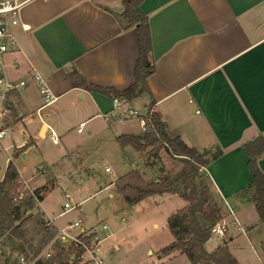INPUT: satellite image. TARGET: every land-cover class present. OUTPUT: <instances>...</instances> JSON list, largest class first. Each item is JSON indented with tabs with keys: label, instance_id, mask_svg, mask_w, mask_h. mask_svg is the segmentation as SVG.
Here are the masks:
<instances>
[{
	"label": "crops",
	"instance_id": "crops-1",
	"mask_svg": "<svg viewBox=\"0 0 264 264\" xmlns=\"http://www.w3.org/2000/svg\"><path fill=\"white\" fill-rule=\"evenodd\" d=\"M122 1L26 0L20 22L28 27L17 25L12 29L16 44L2 56L0 74L13 82L24 80L25 84L3 98L0 83V105L5 109L1 128L20 138L17 144L12 139V156L0 180L9 160L25 158L28 147L35 145L31 136L35 126L39 137H50L54 131L68 144L65 151L74 154L72 158L65 155L68 172L91 170L97 155L79 146L100 140L109 153H122L131 166L138 163L146 174L149 166L139 162L140 150L121 146L116 138L143 131L138 119L134 128L128 127L132 116L119 117V108L138 105V112L144 113L150 106L149 96L115 102L102 92L78 85L80 77L87 83L117 90L133 83L139 47L135 29L123 28L115 17ZM140 8L148 17L154 62V71L147 78L154 98L151 109L161 117L169 137L179 136L189 147L205 152L208 162L203 170L224 202L226 237L212 250L226 241L240 264H264V224L254 203L237 197L252 181L243 144L260 134L264 136V0H143ZM34 72L52 95L47 104H43L32 77ZM81 123L84 125L78 132ZM70 134L72 138L83 136L76 143H68ZM218 149L221 153L214 157ZM57 161L51 163L52 169L59 165ZM258 164L264 172V151ZM16 167L19 179L29 184L33 175H25ZM108 183L104 189L115 188L114 184L105 188ZM183 202L181 207L186 204ZM175 254L181 253L175 251L169 256Z\"/></svg>",
	"mask_w": 264,
	"mask_h": 264
},
{
	"label": "trees",
	"instance_id": "trees-1",
	"mask_svg": "<svg viewBox=\"0 0 264 264\" xmlns=\"http://www.w3.org/2000/svg\"><path fill=\"white\" fill-rule=\"evenodd\" d=\"M143 0H123L122 9L115 12V17L123 28L133 27L137 34L138 58L134 68V81L123 90L111 87H100L87 83L80 77L78 85L88 90L102 92L110 97L131 102L137 97L147 94L150 106L144 112L149 116L153 127H148L140 134H121L116 140L121 146L131 145L137 150L157 154L162 146L167 152L180 158L181 167L163 180H145L141 172L134 168L118 176L114 182L115 191L127 204L133 205L138 201L154 195L176 194L186 204L171 212L166 225L173 236V241L164 246L160 253L169 255L175 251L184 254L193 264H240L229 252L226 241L212 251L205 249V244L211 236V228L223 219L224 202L210 189L208 175L203 170L208 159L205 152L186 145L179 136L169 137L166 126L161 117L154 111L149 113L153 103V96L147 84V78L154 71L151 59V35L147 15L141 10ZM76 74V71H72ZM25 146V145H24ZM22 146V147H24ZM248 156L247 166L252 181L242 188L237 197L241 201L254 203L260 221L264 224V172L258 164V158L264 151V136L258 135L243 144ZM221 150L214 153L218 156ZM19 187V173L16 165L10 159L2 179L0 180V264H18V256L34 257L46 242L43 234L44 220L42 214L36 219L42 230L38 232L39 244L33 243V238L25 232V222L33 217L26 213L35 204L31 196H25L20 202L13 200ZM39 201L42 200L40 189H34ZM26 206V208H22ZM16 253V256L13 254ZM37 264H70L68 257L62 250L45 261Z\"/></svg>",
	"mask_w": 264,
	"mask_h": 264
},
{
	"label": "rangeland",
	"instance_id": "rangeland-1",
	"mask_svg": "<svg viewBox=\"0 0 264 264\" xmlns=\"http://www.w3.org/2000/svg\"><path fill=\"white\" fill-rule=\"evenodd\" d=\"M131 108L141 111L138 105H133ZM29 119L32 120L31 115H29ZM128 120V127L132 128L138 122L135 117H130ZM1 130H5L6 133L0 139V177L7 159L12 156L14 149L12 139L15 144L20 140L17 134H10L8 128L2 127ZM35 130L36 126L31 130L35 145L28 147L25 158H17L14 162L25 175H33L29 180V186L42 190V201L39 204L35 202L31 208L33 217L25 222L24 226L27 236L33 238L35 245L40 243L38 232L42 230L41 226L36 223L37 216L42 214V209L52 214L59 213L62 210L64 192H69L76 200L89 196L82 205L81 217L85 226L93 227L98 231L100 237L104 238L101 247L105 264H193L184 254L160 256L159 252L161 247L173 241V236L166 226V218L169 213L183 205L181 197L177 195L169 198L148 196L131 206L127 205L118 196L114 187L106 189L103 187L106 182L110 181V176L124 173L130 167L141 172L142 169L144 170L142 166L138 167V163L131 166L127 156L120 152L109 153L102 147L100 140H92L79 146L84 152L97 155L92 159V165H90L92 171L85 169L81 174L75 173L74 170L68 172L69 166L65 164V155L71 158L74 155L72 150L69 151L70 153L65 151L64 147L68 144L59 136H57L59 143L55 144L48 135L39 137ZM79 136L72 138L70 134L68 143H76V139L83 135ZM10 143L12 145L4 148ZM115 146L117 145L115 144ZM150 149L148 147L147 150ZM147 152L146 150L139 151L141 157L139 162L149 166L145 168V175L141 172L145 180L156 178L163 180L181 167L180 158L167 152L162 146L158 147L156 155ZM56 160L59 161H57L59 165L52 169L51 163ZM105 165L111 167L109 174L104 171ZM208 184L213 193L219 196L209 177ZM95 191L97 192L94 193ZM109 192H113L112 197L108 196ZM22 208H26V206ZM75 217L76 212L72 211L66 213L60 220H69ZM102 224H105L107 228L102 229ZM222 241V238L211 233L205 244V249L210 251ZM115 245L117 248L114 247ZM13 256H16V253ZM254 262H258L256 258H254Z\"/></svg>",
	"mask_w": 264,
	"mask_h": 264
},
{
	"label": "built area",
	"instance_id": "built-area-1",
	"mask_svg": "<svg viewBox=\"0 0 264 264\" xmlns=\"http://www.w3.org/2000/svg\"><path fill=\"white\" fill-rule=\"evenodd\" d=\"M26 0H0V70L2 68V56L7 53L15 44L16 39L12 32V29L20 25L23 29H27V25L20 22V12ZM32 77L39 86V92L43 104H47L52 100V95L41 76L34 72ZM0 83L3 84V98L10 90L16 89L25 84L24 80L13 82L4 78L0 74ZM118 101L117 98L114 99ZM152 109L149 110V113ZM145 113H139L137 110L130 107L119 108V117L132 116L138 119L142 130H146L148 127L152 128L153 125L147 118L143 116ZM5 117V109L3 104L0 105V120ZM84 123H81L77 128L80 132ZM6 133L5 130L0 129V138ZM50 138L54 143L58 142V137L54 131L50 132ZM105 172H110V167H105ZM115 178L111 177L109 183L105 188L111 184H114ZM41 194V193H40ZM25 196H31L35 202H40L33 188L29 184L19 179V187L14 194L13 200L20 202ZM76 200L71 193L64 192V201L62 203V210L55 214L49 215L46 212H42V218L44 220L43 234L45 235L46 242L39 250V252L32 258H28L25 255L18 256V264H37L38 261L48 260L53 257L58 250H62L68 257L70 264H105L104 255L102 251V241L98 234V231L93 227H87L83 223L81 213L83 211V203L86 200ZM76 212V217L66 220L65 222H59L66 213ZM232 212V211H231ZM102 229H106L105 224L101 225ZM226 222L224 220L218 221L211 228V233L217 237L224 239L226 237Z\"/></svg>",
	"mask_w": 264,
	"mask_h": 264
},
{
	"label": "water",
	"instance_id": "water-1",
	"mask_svg": "<svg viewBox=\"0 0 264 264\" xmlns=\"http://www.w3.org/2000/svg\"><path fill=\"white\" fill-rule=\"evenodd\" d=\"M47 122V120H45V122L44 123H46ZM200 152L202 153L203 152V150H200Z\"/></svg>",
	"mask_w": 264,
	"mask_h": 264
}]
</instances>
